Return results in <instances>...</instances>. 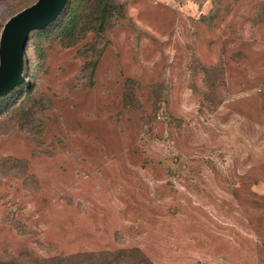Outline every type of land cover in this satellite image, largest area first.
Instances as JSON below:
<instances>
[{"label": "rangeland", "instance_id": "obj_1", "mask_svg": "<svg viewBox=\"0 0 264 264\" xmlns=\"http://www.w3.org/2000/svg\"><path fill=\"white\" fill-rule=\"evenodd\" d=\"M113 1L34 30L0 98V259L264 264V0Z\"/></svg>", "mask_w": 264, "mask_h": 264}, {"label": "water", "instance_id": "obj_2", "mask_svg": "<svg viewBox=\"0 0 264 264\" xmlns=\"http://www.w3.org/2000/svg\"><path fill=\"white\" fill-rule=\"evenodd\" d=\"M66 3L67 0H36L5 22L0 34V97L25 80L23 52L31 31L50 24Z\"/></svg>", "mask_w": 264, "mask_h": 264}, {"label": "trees", "instance_id": "obj_3", "mask_svg": "<svg viewBox=\"0 0 264 264\" xmlns=\"http://www.w3.org/2000/svg\"><path fill=\"white\" fill-rule=\"evenodd\" d=\"M68 3H69V0H67V3L64 6L60 15L55 20H53L50 24H52L56 20L60 19L61 16H63V14L66 12ZM78 3H79L78 5L79 12H78V15L76 14L74 18V20L76 19L77 24H79L80 19H82L83 24H92L94 23L95 20H96L95 22H98V26L96 27H94L93 25H90V27H88V25H86L87 27L86 31L90 29H94V28L97 29L98 31H103L104 22L112 16L113 12L122 11V7L119 6L118 8V6H115L116 3L113 0H78ZM75 11L76 9L72 10L70 13L74 15ZM50 24H48L47 26H49ZM77 24L74 25V22H73V24H71L69 27L63 30L62 32L63 36L71 37V34H73V32L76 30ZM3 25L0 23V34L3 28ZM47 26H45L44 28H46ZM36 30H40V29H36ZM33 31H31V33ZM25 81L26 79L22 83L18 84L11 91L2 95L0 98H4V96H7L8 94L14 93L17 87H21L20 89H22L28 86V89H30L29 87L30 84L25 83ZM22 113L23 114H21V116L24 117L25 121L27 117H33L31 109L28 106L22 111ZM109 255L110 254H108L107 252L77 253L74 255L59 258V261L57 264H129L128 262H124V260H126L127 258H132L134 256L132 252L127 251V250H118L114 255L111 254L110 257ZM142 261L144 260L142 259ZM144 262H147V261L145 260ZM0 264H24V263L21 260H16V259H12V260L0 259Z\"/></svg>", "mask_w": 264, "mask_h": 264}]
</instances>
